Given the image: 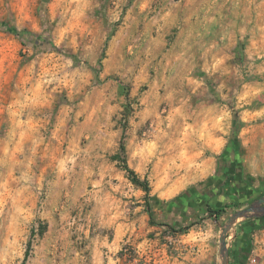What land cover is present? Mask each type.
Returning <instances> with one entry per match:
<instances>
[{"label": "rangeland", "instance_id": "1", "mask_svg": "<svg viewBox=\"0 0 264 264\" xmlns=\"http://www.w3.org/2000/svg\"><path fill=\"white\" fill-rule=\"evenodd\" d=\"M241 181L264 183V0H0V264H223L228 226V264H264Z\"/></svg>", "mask_w": 264, "mask_h": 264}, {"label": "trees", "instance_id": "2", "mask_svg": "<svg viewBox=\"0 0 264 264\" xmlns=\"http://www.w3.org/2000/svg\"><path fill=\"white\" fill-rule=\"evenodd\" d=\"M8 28L11 31H13V32H15L17 34H21V32H22V31H19L15 25H9ZM122 148H124V147L122 146ZM233 155L239 161L241 160L242 148H241V145H240L239 141H237V140H231V142L228 144L227 148L224 150L221 159L224 162H229V160L232 158ZM117 158H120L119 154L117 155ZM125 167H126L128 173H129L130 179L136 185L142 187L146 191L147 194H150L151 185H150L149 180L148 179H142L139 176V174L134 169H132L128 164H125ZM241 182H243V184H245V185H247V187H249V189L251 190L250 194H251L252 198H254L257 195H259V193H258L259 190H260L259 192H263L264 193V183H262L260 189H256L255 187H251V185H249L246 181H241ZM234 205H239V204L234 203ZM228 206H231V205H227V207ZM224 210H225L224 207L212 210L213 212H215L217 214L216 215V220H218L219 216L221 215L222 211H224ZM150 212H151V216L153 217V212L151 211V209H150ZM248 224H250L252 228L264 227V215L255 217L254 220L248 221ZM184 229H185V227L184 228H180V229H175V230L179 231V230H184ZM235 258H236L237 262H243L244 263V259H243V256H242L240 251H238L236 253Z\"/></svg>", "mask_w": 264, "mask_h": 264}, {"label": "water", "instance_id": "3", "mask_svg": "<svg viewBox=\"0 0 264 264\" xmlns=\"http://www.w3.org/2000/svg\"><path fill=\"white\" fill-rule=\"evenodd\" d=\"M259 202H264V198L260 199ZM253 211H254V207H248L244 210H240L233 216V218L231 219V222L241 216H248L249 212H253ZM229 227L230 226L225 228L221 236V252L223 254V264H228L229 262V250H228L227 241H226Z\"/></svg>", "mask_w": 264, "mask_h": 264}]
</instances>
